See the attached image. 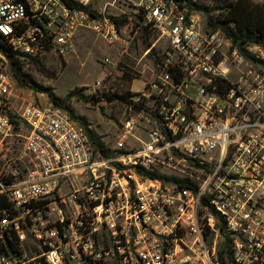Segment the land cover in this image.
<instances>
[{
	"label": "built area",
	"instance_id": "built-area-1",
	"mask_svg": "<svg viewBox=\"0 0 264 264\" xmlns=\"http://www.w3.org/2000/svg\"><path fill=\"white\" fill-rule=\"evenodd\" d=\"M124 1L167 44L138 97L151 106L144 122L119 130L122 141L141 131L140 147L105 155L67 110L24 105L31 169L0 174L12 209L0 217V264H219L226 241L232 264H264V45H247L246 58L173 2ZM82 31L118 36L109 17L61 0H0V35L23 59L47 54L45 36L47 55L65 56ZM0 59L8 133L13 82Z\"/></svg>",
	"mask_w": 264,
	"mask_h": 264
},
{
	"label": "rangeland",
	"instance_id": "rangeland-1",
	"mask_svg": "<svg viewBox=\"0 0 264 264\" xmlns=\"http://www.w3.org/2000/svg\"><path fill=\"white\" fill-rule=\"evenodd\" d=\"M178 1L175 7L188 15H198L205 29L207 18H218L225 4L235 0ZM252 1L262 3V0ZM88 8L105 17H127L112 44L92 31L77 32L73 39L74 51L65 56L47 55L38 64L21 58L19 75L20 80L24 79L23 84L13 78L7 62L4 72L13 82V97L6 113L10 115L12 128L8 133H0V174L19 172L24 176L31 169L24 156V142L29 131L20 121L19 113L27 103L41 107L51 104L46 94L36 92L35 87L50 89L56 97L65 99L72 118L83 125L89 137L99 141L105 151L125 153L140 147L135 137L142 139L141 131L137 130L134 137L122 141L119 130L125 119L134 118L136 124L144 122L146 116L141 111L151 106L138 97L154 78L153 72L167 47L166 41L157 29L138 17L127 1L91 0ZM105 59L110 63L105 64ZM72 92L75 94L67 98ZM128 94L135 95L129 98V103L115 98Z\"/></svg>",
	"mask_w": 264,
	"mask_h": 264
},
{
	"label": "trees",
	"instance_id": "trees-1",
	"mask_svg": "<svg viewBox=\"0 0 264 264\" xmlns=\"http://www.w3.org/2000/svg\"><path fill=\"white\" fill-rule=\"evenodd\" d=\"M17 1L21 3L24 2V0H17ZM61 1L69 9L72 10L83 9L93 17H102V15L97 14L94 11H91L88 7L82 8L80 5H78L72 0H61ZM168 1L173 3L179 2L178 0H168ZM138 17L141 16L138 15ZM109 18L115 22L117 31L119 30L120 26L124 25L127 22V17L125 16L122 18H116V17H109ZM31 25H36L39 28H42L38 20L32 18V16H31ZM149 27L151 26L149 25ZM205 27L209 31H221L222 33H224L225 36H227L232 40L234 47L246 58H249L245 50V47L247 45L250 44L264 45V0H262V3H255L252 0H235L226 3L223 12L220 14L218 18L212 20L209 17L206 19ZM42 44L44 50L47 52V54H49L50 51L52 50L51 38L45 36L43 38ZM0 54H2L5 57L8 64L10 65V71L13 78H15L18 84H23L24 79L20 80V78L22 77H20L19 75V70H20L19 61L22 57L19 54L12 51V49L8 44V40L2 35H0ZM47 54L43 55L42 57L47 56ZM42 57L27 58V60H31L38 64L39 60ZM34 90L36 92L46 94L51 104L61 107L68 111L65 105V99L63 100L59 99L52 93L50 89L35 87ZM74 94H75L74 92L70 93V95L67 98H69L71 95ZM133 96L135 95L128 94V96L122 95V96H117L115 98L122 103H129L128 102L129 98H132ZM108 101H111V99H109ZM68 113L71 115L70 110L68 111ZM90 140L96 149L102 151L105 155H108L109 152L105 151L103 145L99 141H96L91 138ZM149 176L156 177L155 174H149ZM4 211L11 212L12 211L11 204L6 198V196L0 194V217L3 216ZM224 255H227L226 256L228 258L227 262L224 260ZM218 259H219V264H232L229 255L227 241L223 243L218 253Z\"/></svg>",
	"mask_w": 264,
	"mask_h": 264
}]
</instances>
